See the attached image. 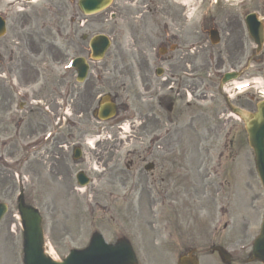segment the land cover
Masks as SVG:
<instances>
[{
  "label": "flooded vegetation",
  "instance_id": "flooded-vegetation-1",
  "mask_svg": "<svg viewBox=\"0 0 264 264\" xmlns=\"http://www.w3.org/2000/svg\"><path fill=\"white\" fill-rule=\"evenodd\" d=\"M38 5L40 7L25 12L10 23L9 40L0 46V76L4 72L9 81L20 84L36 78L41 80L44 88L50 85L56 89L58 99L55 95L52 98L59 103L55 110L58 112L57 120L67 129L65 133L54 131L50 141L47 140L46 146L38 152L30 156L21 152L19 143L25 137L36 134L35 122L45 125L42 122L43 115H38L42 111L30 108L24 118L9 114L12 109L10 101L15 94L13 84L6 86L0 79V128L10 127L14 131L13 141L0 157V168L7 169L5 162L10 160L13 167L29 171L31 183L40 177L49 187L65 189L69 194L76 181L73 170L87 175L93 164L95 171L91 172L90 180L94 185L91 192L96 200L128 202L131 197L138 195L140 199L146 198L152 208L155 200L153 187L160 184L162 178L161 162L156 157L161 147L144 145L148 142L150 125L148 129L144 126L134 131V135H131L133 138L126 143L134 141L143 145L125 150L121 155L118 154L120 147L116 143L98 142L93 150H87L85 144L88 139L97 140L113 133L110 125L92 127L94 123L100 122L96 111L103 98L120 105L122 111H128V100L133 101L138 106V118L143 123H158L161 120V115L152 103L153 83L146 65L148 53L143 43H150L160 37L161 25L167 38H176V7L165 2L112 0L110 6L99 15L87 16L78 11L74 0H46ZM219 31L221 38L216 67H246L239 79L250 80L251 74L256 73L255 46L248 38L242 19H227L225 23H220ZM171 32L174 34L171 35ZM97 34H106L117 41V53L107 51L101 60H94L96 57L92 56L90 42ZM54 38L57 47L52 43ZM128 41L131 43L128 44ZM128 49L136 50L138 56L124 53ZM73 58L80 61L78 69L64 74L62 68ZM210 58L214 59L212 54ZM168 61L171 82L178 86L179 91L188 88L177 77L179 71L187 72L188 62L191 73L205 68L203 64L197 65L195 60L188 61L184 52L168 58ZM54 67L58 68L59 74L56 80L49 76L53 74ZM195 88L194 84L189 86V89ZM156 99L161 105L160 97ZM254 106L255 102H249V109ZM212 111L214 116L224 113V109L221 112L217 109ZM6 121H9L10 126H7ZM42 199L47 200L45 193Z\"/></svg>",
  "mask_w": 264,
  "mask_h": 264
},
{
  "label": "rangeland",
  "instance_id": "rangeland-1",
  "mask_svg": "<svg viewBox=\"0 0 264 264\" xmlns=\"http://www.w3.org/2000/svg\"><path fill=\"white\" fill-rule=\"evenodd\" d=\"M204 1V0H203ZM220 1H233V0H220ZM253 2L256 3L257 7L262 9L263 7L261 3H264V0H258L259 4L255 1L252 0ZM256 7V8H257ZM258 9V8H257ZM113 48V47H112ZM38 115H43V113H38ZM185 139L182 140L181 144L186 145L188 143L187 139L184 142ZM244 160V157L242 156L241 161ZM7 182L6 180H3L0 183V199L6 200V203H8L9 210L4 217V219L0 223V264H21L22 263V257H21V250H22V243H23V234L21 230V224L19 220L16 219L17 213L15 209V195L19 192V185L16 183V192L14 193V197L7 198L10 192L7 190V186L4 183ZM41 182V181H40ZM42 183H38L37 190L41 188ZM43 186H48V184L43 183ZM23 188H25V185H22ZM56 187V186H55ZM49 188V186H48ZM59 194L60 196L65 193V189H60V188H55V194ZM77 193V191H75ZM54 194V195H55ZM81 199H82V192L77 194ZM3 196V197H2ZM57 196L56 200L55 198L53 199V202L51 199L46 204H43L41 206L40 203H38V212H40V215L43 218V213L46 216V219L48 220V223H50V214H52V209L53 206L57 205L58 208H55V215L57 217H62V211L61 207H63V203L61 204L58 202V197ZM1 200V201H2ZM83 204V205H82ZM88 202H85L84 200H80V206L74 210L71 205L68 208L67 212H65L67 215H69L70 220L67 222L68 226L70 227V239H67L66 243H63L59 240V234H57V231L55 229H52L51 231L49 229H44V237L46 240H48L52 245H53V250L55 254L61 259L63 258L71 249L75 248H83L86 247L89 241V236H90V228H88V223L86 220H84V213H88V207H87ZM83 207V208H82ZM63 210V209H62ZM83 210V217L80 216L79 211ZM79 218V219H77ZM88 220V219H87ZM186 218H181V225L182 227L180 228L179 232H176L175 236L176 238L184 239V238H191L193 242H199L200 238L203 237V231L199 227H194L192 226L190 229V233H188V227L185 225L186 223ZM80 223V231H79V240H75L76 238V227L77 224ZM199 225L196 223V226ZM165 236H167V233H164ZM74 237V238H73ZM174 241V238L172 239ZM173 245L168 244L165 245L167 248L166 250L164 249L163 252H160L159 255L162 256L163 261L165 264L168 263V256L167 252L172 254L174 251L171 249ZM73 247V248H72ZM174 249L177 250L176 252V257L179 254L178 252L181 251L178 250V246L176 245L173 247ZM175 257L172 255L170 256V264L175 262Z\"/></svg>",
  "mask_w": 264,
  "mask_h": 264
},
{
  "label": "water",
  "instance_id": "water-1",
  "mask_svg": "<svg viewBox=\"0 0 264 264\" xmlns=\"http://www.w3.org/2000/svg\"><path fill=\"white\" fill-rule=\"evenodd\" d=\"M22 219L25 229V263L26 264H53L47 259H45L38 245V217L32 211L22 209ZM99 255L102 257L108 255L106 249H100L98 251ZM95 252H87L85 254H72L71 257L65 262V264H83L85 258H90Z\"/></svg>",
  "mask_w": 264,
  "mask_h": 264
},
{
  "label": "bare ground",
  "instance_id": "bare-ground-1",
  "mask_svg": "<svg viewBox=\"0 0 264 264\" xmlns=\"http://www.w3.org/2000/svg\"><path fill=\"white\" fill-rule=\"evenodd\" d=\"M183 1H185V0H183ZM187 1H189V0H187Z\"/></svg>",
  "mask_w": 264,
  "mask_h": 264
}]
</instances>
